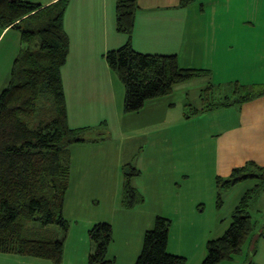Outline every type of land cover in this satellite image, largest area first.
I'll return each instance as SVG.
<instances>
[{
  "label": "crops",
  "instance_id": "crops-1",
  "mask_svg": "<svg viewBox=\"0 0 264 264\" xmlns=\"http://www.w3.org/2000/svg\"><path fill=\"white\" fill-rule=\"evenodd\" d=\"M26 1L37 3L43 8L55 0ZM137 2L139 7L130 37L132 47L137 52L175 54L180 67L207 70V74L190 79L204 82L200 89L212 82L219 85V90L227 86L230 93L234 81L244 85L256 84L250 78L255 66L256 69L264 68V56L261 60L259 58L260 54L264 55V23L255 20L258 15L264 14V0H191L184 6L181 0ZM63 15L62 27L69 38V44L60 74L68 125L71 128L99 127L104 121L109 130V136L104 140L75 143L70 147V183L63 207L66 218L70 217L76 206V209L82 210L86 195L90 202L106 199L105 203L118 207L116 211L133 212L146 203L147 195L157 199L174 192L183 197L196 193L193 191L197 187V174L192 169L182 172L178 169L183 161L189 163L190 159L194 160V153L190 157L187 154L179 156L178 151L179 143L185 150L194 136L180 134L174 126H184L195 119L198 123L212 124L214 118L208 121L202 117L216 114L219 110L225 109L223 111L228 110L231 114L224 123H220L219 130L212 134L209 131L204 134L196 132L195 137L199 142L195 145H201L204 139H213V177L210 176L213 183L216 175L226 177L232 168L249 161L264 166V93L246 102L201 111L188 118L181 112L178 113L177 122L174 121L176 115L170 112L176 108L171 102L164 105L162 122L159 121L158 112L153 111V107L159 106V98L163 97L147 100L138 112L125 113L122 106L123 84L109 70L104 59L108 50L125 44L128 39L127 35L116 30L115 0H68ZM11 29L0 28V35ZM19 38L20 34L17 39L22 43ZM259 61L261 65H256ZM184 83L187 82L176 84L170 94L175 87ZM164 123L166 125L162 126ZM206 129L207 126L202 127V130ZM169 138L174 142V147ZM163 146L171 157L166 161L163 158ZM189 148L196 152L194 144L191 143ZM181 157L185 158L181 160ZM126 163L134 164L140 170V174L132 178L131 184L144 199L132 208L121 205L124 180L122 166ZM173 170L179 174L178 181H173L174 187H168L166 177ZM254 182L253 185L257 183L256 180ZM86 189L91 192L86 194ZM259 197L261 203H264V192ZM191 203V212L194 213L200 202L192 200ZM177 209L180 210L179 207ZM154 215H160V212ZM155 216L150 214L146 227L140 228V234L154 225ZM128 229L135 230L131 226ZM112 242L108 245V251ZM112 257L115 264H118L117 256ZM130 258L131 261L125 264H134L133 254Z\"/></svg>",
  "mask_w": 264,
  "mask_h": 264
},
{
  "label": "trees",
  "instance_id": "trees-1",
  "mask_svg": "<svg viewBox=\"0 0 264 264\" xmlns=\"http://www.w3.org/2000/svg\"><path fill=\"white\" fill-rule=\"evenodd\" d=\"M190 1L181 0V5ZM67 5L68 0H55L43 8L26 0H0V28L16 29L23 43L11 63L10 80L0 91V253L46 259L53 264L62 262L68 229L63 207L70 183L69 148L109 136L104 121L99 127L68 125L60 74L68 54L69 38L62 27ZM138 7L137 0H115L116 30L128 39L104 54L109 70L123 84L125 113L138 112L147 100L170 94L176 84L208 73L202 68L180 67L175 54L137 52L130 37ZM200 91V106L190 104L192 110L183 113L185 118L256 98L264 93V85L234 81L231 92L221 96L217 85L208 82ZM122 174L121 205L132 208L144 201L131 184L140 170L126 163ZM250 179L257 183L242 193L224 232L206 240V256L198 264H218L240 254L252 232L251 202L264 192V166L253 161L232 168L226 177H214L216 207L223 203V191ZM153 222L143 233L134 264H185V256L167 249L172 221L157 215ZM52 225L58 226L62 237L50 228ZM87 234L94 246L87 264H115L113 257L107 258L112 225L99 221ZM258 237H264V224Z\"/></svg>",
  "mask_w": 264,
  "mask_h": 264
},
{
  "label": "rangeland",
  "instance_id": "rangeland-1",
  "mask_svg": "<svg viewBox=\"0 0 264 264\" xmlns=\"http://www.w3.org/2000/svg\"><path fill=\"white\" fill-rule=\"evenodd\" d=\"M257 18L258 19L255 21L264 23V14L258 15ZM18 35L19 32L16 29H11L9 32H3L0 35V91L8 84V81L10 80L9 74L12 66V60L23 44L17 39ZM262 56L264 55L260 54V60ZM258 64L261 65V62L259 61L256 63V65ZM251 65L253 66V64ZM255 67L252 70V78H250V81H256V84L259 83L260 85H264V68L256 69ZM247 79L246 81H248ZM202 85H204V82H202L200 79L190 80L187 81V83L175 87V90H173L172 94H167L164 95L163 98H159V103L157 104L159 106L153 107V111L158 112V116L160 118L159 121L162 122L164 120V105H167L169 102L175 104L176 107L170 111L172 114L176 115L174 121H176L177 117L180 115L178 113H188L192 110L193 106L199 107V95L201 93L200 87ZM218 86L219 85H217V87ZM222 89L223 91L220 93L221 96L229 92L227 90V86L220 87V90ZM188 102L194 105L191 106ZM223 110H219L216 112V114L205 115L202 117L208 121L214 118L212 124L209 125L208 122L198 123V120L195 119L187 125L174 126L176 127V132L178 131L180 134L186 133V135L193 134L194 136V140L189 143L187 149L184 150L181 148L180 143L178 146L179 156H186L185 154H187L190 157V155L195 154L193 157L194 160L190 159L189 163L183 161L181 165H179L178 169H180L181 172L183 170H194L198 177V180L196 181L197 187L195 188V191H193V193H196L188 195V199L187 197H183L182 194L179 196L178 193L177 195L174 194L176 192L172 193V195L171 193H168L166 194V197L164 196L157 199L153 198L151 195H147V200H145L146 203L141 205L139 209H136L133 212H126L127 210L119 212L116 211L118 210L117 206L114 207L112 204H110L112 205L110 206L108 203H105L107 201L106 199H100L99 202L88 201L86 194L91 192V190L86 189L84 191L86 192V197L83 199L84 203L81 206L82 210L79 211L76 209L78 206H76L75 211H73L70 217L67 218L68 229L63 240V255L61 260L62 262L60 264H87V257L89 253L94 250V246L87 232L94 223L99 221H105L113 224L114 241L112 242L111 249L107 253V258H112L114 255L117 256L119 262L118 264H125L126 261H131L130 256L133 254L135 261L136 256L141 249L143 237V234H140L139 232L140 228L144 229L147 224V218L150 216V214L152 213V216L154 217V214L157 212H160V215L162 214L161 216L172 221L169 230L170 235L168 244L170 246L167 248L168 251L170 252L171 250V252L177 255L185 256V264L199 263L206 256V240L217 238V236H220L224 232L231 221L230 213L234 208V205L238 203L242 193L255 183L254 180L250 179L238 182L235 187L229 188L227 191H223L221 194L223 203L219 207H216V186L213 183V178H210V176L213 177V139L210 138L208 141L204 139V142L201 145H195V143H199L195 137H197L196 132L199 134H204L208 131L211 134L212 132H217L219 130L220 123H224V121L227 120L228 115H231L228 113L230 111ZM165 125L166 124L164 123L162 126ZM203 126H207L208 129L202 130ZM169 142L174 147V142L171 141L170 138ZM191 143L194 144V149L196 152H192L191 148H189ZM162 151L165 161L166 159L171 158L169 153L164 151V146ZM184 158L185 157H181V160ZM173 160H175V158H173L172 161ZM204 175L207 177L206 180ZM178 176L179 174H177L175 170L169 172L166 177V180H168L167 186L174 187L173 181L177 180ZM146 177L149 178L148 176ZM190 200L191 202L192 200H195V202H200L197 203L198 210L194 211V213L191 212L193 208ZM177 207H179L180 210L177 209ZM181 211L182 214H180ZM250 215L253 220L250 239H248L243 245L240 254L234 255L230 261H222L218 264H248L250 261H254L257 264H264V238L258 237V233L264 224V203H261L260 197L252 202L250 207ZM130 226L134 227L135 230L132 231L128 229ZM152 226L153 224L151 227ZM51 227L57 230L58 237L63 236L58 226L52 225L50 228ZM137 232L139 233L137 234ZM138 236L141 238V240H139ZM137 241L138 244L136 248L135 244ZM0 264L53 263L46 259H39L31 256L26 257L10 253H0Z\"/></svg>",
  "mask_w": 264,
  "mask_h": 264
}]
</instances>
